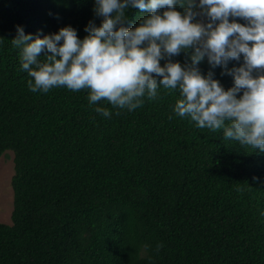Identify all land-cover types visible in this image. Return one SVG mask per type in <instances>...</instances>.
<instances>
[{
    "label": "trees",
    "instance_id": "1",
    "mask_svg": "<svg viewBox=\"0 0 264 264\" xmlns=\"http://www.w3.org/2000/svg\"><path fill=\"white\" fill-rule=\"evenodd\" d=\"M93 8L0 0V158L12 150L15 164L0 264H264V152L174 115L178 94L167 89L132 112L98 102L110 118L89 107L86 90L28 89L16 26L42 37L71 25L83 38L89 21L100 23ZM144 15L132 9L126 27Z\"/></svg>",
    "mask_w": 264,
    "mask_h": 264
},
{
    "label": "clouds",
    "instance_id": "2",
    "mask_svg": "<svg viewBox=\"0 0 264 264\" xmlns=\"http://www.w3.org/2000/svg\"><path fill=\"white\" fill-rule=\"evenodd\" d=\"M132 9L147 15L126 27ZM93 11L100 23L89 21L83 38L71 25L42 37L16 26L10 41L31 92L86 90L89 107L110 118L98 102L132 112L167 89L178 94L174 115L264 152V0H94ZM181 53L183 65L172 59ZM217 67L231 87L214 78Z\"/></svg>",
    "mask_w": 264,
    "mask_h": 264
},
{
    "label": "rangeland",
    "instance_id": "3",
    "mask_svg": "<svg viewBox=\"0 0 264 264\" xmlns=\"http://www.w3.org/2000/svg\"><path fill=\"white\" fill-rule=\"evenodd\" d=\"M15 173L14 152L12 150L0 158V222L11 224L14 207L12 177Z\"/></svg>",
    "mask_w": 264,
    "mask_h": 264
}]
</instances>
